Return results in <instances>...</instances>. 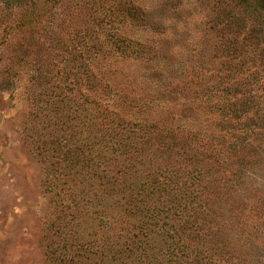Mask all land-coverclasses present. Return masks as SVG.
Masks as SVG:
<instances>
[{
    "label": "rangeland",
    "instance_id": "1",
    "mask_svg": "<svg viewBox=\"0 0 264 264\" xmlns=\"http://www.w3.org/2000/svg\"><path fill=\"white\" fill-rule=\"evenodd\" d=\"M0 264H264V0H0Z\"/></svg>",
    "mask_w": 264,
    "mask_h": 264
}]
</instances>
